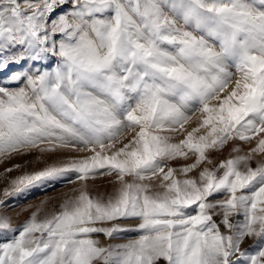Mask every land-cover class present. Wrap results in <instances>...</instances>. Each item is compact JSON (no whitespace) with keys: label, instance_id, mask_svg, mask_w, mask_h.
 Instances as JSON below:
<instances>
[{"label":"snow or ice","instance_id":"obj_1","mask_svg":"<svg viewBox=\"0 0 264 264\" xmlns=\"http://www.w3.org/2000/svg\"><path fill=\"white\" fill-rule=\"evenodd\" d=\"M0 78V163L56 160L6 167L0 208L81 185L19 228L0 214V264H264V0H0ZM232 140L254 146L217 164Z\"/></svg>","mask_w":264,"mask_h":264},{"label":"rangeland","instance_id":"obj_2","mask_svg":"<svg viewBox=\"0 0 264 264\" xmlns=\"http://www.w3.org/2000/svg\"><path fill=\"white\" fill-rule=\"evenodd\" d=\"M47 64L48 62H44ZM54 66V64H53ZM25 67H31V64H26ZM3 82H7L6 78H0ZM195 117H193V126L195 123ZM188 127V126H186ZM174 139H178L174 137ZM254 144H246L239 140L229 141L219 153H210V156L215 157V162L218 164L220 161L233 158L236 155H245L253 147ZM233 148H238L240 151L238 153L233 152ZM38 152H32L24 157L15 158L12 160L4 161L0 163V173H3L6 167H12L14 164H20L22 166L21 171H13L8 174V178L12 179L19 175H22L23 172H34L42 169L46 164L55 163L54 158L49 159L45 157L43 160H38ZM259 159H264V156H258L252 161V166H256V162ZM188 162H192L189 160ZM183 163V162H182ZM173 167H177L175 163L172 164ZM191 175V174H190ZM72 177H65L59 181L55 182H44L42 184H37L29 191L17 196L7 198V209L0 208V214L6 212L7 216L12 218V226L19 228L22 226L30 216L35 212L40 218H43L45 215H51L54 211L59 210L60 205L63 203L66 196L73 194V189L80 187V183H69V179ZM111 177L100 176L95 179V181L87 182V190L90 195L94 197L104 196L111 194L113 191ZM130 179V178H129ZM6 187V184L3 180H0V199H3V189ZM42 202H46L42 204ZM121 228L125 229H135L136 224L131 223H122ZM119 239L108 240L102 236V234L94 235L93 238L100 240L102 246H107L111 244H123L127 243L131 239H135L138 236V233L135 231L121 232L118 234ZM3 239V237H0ZM252 245V240H248L243 247L250 248Z\"/></svg>","mask_w":264,"mask_h":264}]
</instances>
